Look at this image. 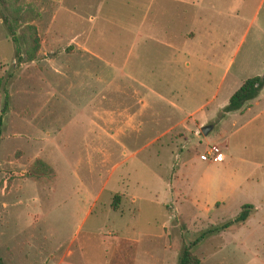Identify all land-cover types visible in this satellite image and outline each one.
I'll list each match as a JSON object with an SVG mask.
<instances>
[{"label": "rangeland", "instance_id": "rangeland-1", "mask_svg": "<svg viewBox=\"0 0 264 264\" xmlns=\"http://www.w3.org/2000/svg\"><path fill=\"white\" fill-rule=\"evenodd\" d=\"M209 1L184 7L188 16L197 10L200 20L175 19L159 32L157 41L105 33L99 47L112 52L102 56L123 63L125 77L121 72L109 87L94 82L87 90L95 98L109 96L108 103L95 99L96 109L124 112L119 120L135 126L108 138L90 125L86 113L72 115V96L52 100L54 115L49 118L34 114L36 95L54 81L43 69L22 70L21 65L29 61L27 49L34 51L32 59L45 58L39 52L35 22L38 0H0L2 264H159L162 222L172 243L165 257L170 254L171 264H177L181 246L198 238L210 222L231 219L240 204L264 202V128L255 126L247 135L248 126H243L236 133L237 126L223 125L221 117L242 80L264 68V3ZM180 32L187 33L189 42L181 44ZM166 42L176 48L183 45L185 51L171 53ZM203 125H211L205 134L200 131ZM34 127L43 133H34ZM48 130L51 140L36 141ZM210 145L218 147L222 158L199 160ZM238 156L243 160L234 159ZM251 170L256 182L249 178L241 187L227 186L234 172ZM92 193L93 205L85 214L86 196ZM131 194L138 197L134 204L128 200ZM220 198L223 204L208 213L192 204ZM263 207L252 215L250 226L264 218ZM247 229L234 226L221 240L203 237L190 251L198 261L205 260L201 264H264L258 246L252 253L253 243L264 240V228L250 236ZM235 234L241 246L235 241L233 246L247 250L237 253L225 244L216 254L210 251L230 243ZM122 237L138 243L126 244Z\"/></svg>", "mask_w": 264, "mask_h": 264}, {"label": "crops", "instance_id": "crops-1", "mask_svg": "<svg viewBox=\"0 0 264 264\" xmlns=\"http://www.w3.org/2000/svg\"><path fill=\"white\" fill-rule=\"evenodd\" d=\"M217 1L220 2L221 0H210L209 3H214L215 5ZM261 1L264 3V0ZM203 2L204 0H38L37 10L39 12V19L35 22L38 26L37 35L41 44L39 52H41L45 58L38 60L31 59L27 62H23L21 65L23 66L22 70L33 69L35 67L37 70L43 69L45 70L44 72H49V74L54 76V81L49 90L43 88V92L36 95V103L38 102V105L36 106L34 114L42 118H49L54 115L51 110L52 106H49L52 100L67 101L68 98L72 96L69 99L74 102L73 106L75 109L72 111V115L86 113L87 115L85 116L91 119L90 125L96 127L101 133L106 134L108 138L111 134L116 136V134L125 132L127 128H129V130H134L135 126H131L130 122L123 123L119 120L126 116L124 112L111 111L106 108L101 110L95 108V99H100L103 103H108L109 96L100 94V96L95 98L96 95L92 93V90L91 92L87 90V86L90 87L94 82L109 87L111 81L117 76H120L123 69V63L121 65L115 64L102 56L112 52L111 50H104L99 47V45L104 42L102 39L105 38V33L107 31H114L116 32V34H114L115 37L126 36L129 38L132 36L154 38L157 41L156 38L159 32L163 31V28L165 29L167 23L175 19L178 22H184L185 20H189L190 17L192 22H198L200 20V13L194 10L191 16H188L187 9H184V7H199ZM237 2L241 3L243 0H232L234 4ZM148 10L149 14H147ZM262 32L264 37V29ZM186 34L185 32H180L178 34V37H181V44L189 42V39H185ZM188 35L195 37L192 31H189ZM165 45H167V48L172 49L171 53L185 51L183 45L181 48L173 47L172 43L169 42H166ZM183 64L187 66L189 63L185 61ZM50 69H53V71ZM121 75L125 77L124 72H122ZM256 75L262 80V84L256 95L245 101L240 108L223 112L221 116L223 125L229 124L231 127L237 126L235 128L236 133L239 132L243 126H248L247 135L252 133V129L255 126L264 128V68L260 67L252 76ZM22 90L24 93L27 92V94L28 92H32V90ZM33 94L35 93H31L30 95ZM185 118L186 117H184L183 120ZM99 119H101L100 122ZM258 119L261 120L258 121ZM26 131L29 132V129ZM49 131L50 130L45 131L44 134L46 136L36 141L45 143L51 140L52 137L50 138L48 135L52 133ZM33 132L36 134L43 133L40 127H34ZM117 143L123 145L120 141H117ZM96 147L102 146L98 145ZM94 148L95 147H92L91 149L93 150ZM224 148H226V146H224ZM251 152L252 148L250 147L248 155H251ZM223 156L226 158V152L223 153ZM228 157L232 159L233 156L229 155ZM234 159L243 160V158L239 156ZM211 162L214 161H208V163ZM254 165L258 166L259 163ZM253 171L254 170L243 171L241 174L234 172L232 176H229L226 182L227 186L230 189H234L236 185L241 187L242 183L249 178L256 182L257 178L253 176ZM137 199L138 197L134 194H131L128 198L130 204L136 203ZM222 199L223 198H220L215 201L203 199V204H198V202L194 200L192 204L200 213H208L213 208H216L218 204H223L224 201ZM86 200L87 207L85 209V214H88L89 209L93 205L94 193L88 194ZM245 204L246 203L240 204L239 210L241 206ZM246 205H249V210L243 221H231L239 212L238 211L231 219L227 220L231 222L223 228L210 231L214 227H218L227 221L220 224L210 222L208 224L209 227L203 230L204 232L200 240L203 237H215L221 240L223 234H226V232L234 226H248V232L249 230L251 231L249 236L253 235V232L257 229L264 228V218L255 221L252 226L248 223L252 219V215L256 214L262 205L264 206V202ZM131 210H133V208H131ZM164 225L165 222L160 224L161 230L159 235L163 238V241L159 248V251L162 253L159 264H171L170 254L166 257L165 254L170 251L168 246L172 243L165 237V233L163 232L165 228ZM233 237L234 239L228 237L231 239L230 243L224 242L222 244H217L215 247L211 248L210 251H215L214 253L216 254L225 244L232 246L237 253L247 250L243 248L236 249L233 246V241L237 243L238 248L241 244V240H239L240 238L236 234L233 235ZM122 238V240L129 245L138 243L137 239L128 237ZM255 246L260 248L259 250L264 260V240L253 243L252 253L254 254L258 252L255 251V249H257L254 248ZM123 251L126 252V248ZM203 261L199 258V264Z\"/></svg>", "mask_w": 264, "mask_h": 264}, {"label": "trees", "instance_id": "trees-1", "mask_svg": "<svg viewBox=\"0 0 264 264\" xmlns=\"http://www.w3.org/2000/svg\"><path fill=\"white\" fill-rule=\"evenodd\" d=\"M10 30H11L10 31L11 40L13 41L15 40L13 36L14 32L12 29ZM33 54L34 51H29L28 49L25 50V54H24L25 60H31L33 58ZM261 84H262V80L257 75L247 77L244 80H242L240 85L229 95L227 99V103L223 108V112H228L240 108L245 103V101L253 98L256 95ZM247 206L248 205L241 206V209L231 221L233 222L243 221L248 214ZM111 207L115 208L116 203H113ZM231 221L224 222L220 226L214 227L210 231H215L217 229L223 228ZM201 237H202V233L198 235V238L192 240L190 244L187 245L184 244L181 246L180 252L177 256V264H198L199 262L198 258L190 251V246L196 244ZM0 264H2L1 259H0Z\"/></svg>", "mask_w": 264, "mask_h": 264}, {"label": "built area", "instance_id": "built-area-1", "mask_svg": "<svg viewBox=\"0 0 264 264\" xmlns=\"http://www.w3.org/2000/svg\"><path fill=\"white\" fill-rule=\"evenodd\" d=\"M222 158V155L219 154V149L215 145H210L207 148V151L198 155V159L201 161L211 160L216 161Z\"/></svg>", "mask_w": 264, "mask_h": 264}, {"label": "water", "instance_id": "water-1", "mask_svg": "<svg viewBox=\"0 0 264 264\" xmlns=\"http://www.w3.org/2000/svg\"><path fill=\"white\" fill-rule=\"evenodd\" d=\"M210 128H211V125H203L200 128V131H201V133L205 134Z\"/></svg>", "mask_w": 264, "mask_h": 264}]
</instances>
